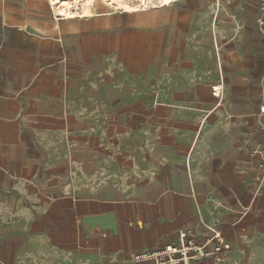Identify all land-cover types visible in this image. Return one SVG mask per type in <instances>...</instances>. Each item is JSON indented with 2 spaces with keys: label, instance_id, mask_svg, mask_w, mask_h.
I'll list each match as a JSON object with an SVG mask.
<instances>
[{
  "label": "crops",
  "instance_id": "0c3cea01",
  "mask_svg": "<svg viewBox=\"0 0 264 264\" xmlns=\"http://www.w3.org/2000/svg\"><path fill=\"white\" fill-rule=\"evenodd\" d=\"M51 2L0 0V264H136L182 229L203 238L207 227L231 245L225 264H264L259 0H175L142 14H105L95 0L102 13L73 20ZM127 120L144 135L159 129L160 164L129 161L134 211H91L97 192L78 199L75 165L83 155L91 188L109 184V168L92 157L108 149L90 125ZM112 211L117 235L80 226V214Z\"/></svg>",
  "mask_w": 264,
  "mask_h": 264
},
{
  "label": "rangeland",
  "instance_id": "374dc122",
  "mask_svg": "<svg viewBox=\"0 0 264 264\" xmlns=\"http://www.w3.org/2000/svg\"><path fill=\"white\" fill-rule=\"evenodd\" d=\"M99 3H103V6L105 8V14L107 13H113L117 12L113 10V7L110 5L108 0H96ZM128 4L130 6H141L142 5V0H127ZM153 6L156 8H151L147 10H152V9H157L161 6H168L171 3H165L163 0H152ZM52 5L53 2H51ZM173 3V2H172ZM102 5V4H101ZM111 7V8H110ZM56 13H58V16H61L59 14V11H57V8L54 7ZM147 10H142V12L139 13H134V14H142L143 12ZM89 13L85 14L84 17L82 18H90L93 17L97 14H100L99 10H95V0H94V7H90L88 9ZM82 12V11H81ZM121 13V12H119ZM215 85H220V90H221V96L224 94L225 90V82H220ZM214 88V87H213ZM212 88V91H214ZM138 89H124L120 91V94H124L127 92H132V91H137ZM139 123H136L135 121H119V122H114V121H106V122H94L93 124L90 125V132H94L96 136L99 134L101 136L104 135V143L103 145L108 149L106 154H93V156H104L107 161V167L109 168L108 170V181L109 184L105 186L101 185H95L94 188L87 187L84 183L85 181V164L83 163L84 158L83 155H80L81 161L78 162L75 166H77L78 169V176H80L76 183H78L77 186V197L78 199L86 200L87 197L91 198L90 195L91 192H97L93 194V200L95 202V206L92 207L91 211H104L107 208H115L116 212L123 213V214H129L130 212L135 210V207H137V203L140 201H136L134 199V189H139L141 186L137 184L136 182H133L132 178V171H131V166H130V160L132 159L133 156H135L136 162L142 166V167H147V165L150 163L154 168L156 164H160L161 160L156 159L155 154H157V151H154L152 148L153 144H156L160 142L162 136L160 135L159 129H153L149 134H142L141 129L139 128ZM136 126V127H135ZM120 127V132H118L117 128ZM121 137V138H120ZM119 145L122 146V149L125 151V166L126 168L123 171V174H121L120 169L119 171L115 167V162H116V157L119 155L118 152H116L115 148H118ZM67 147V144L65 145ZM75 145L70 146V148H74ZM70 158V157H69ZM67 159V158H66ZM89 165V163H88ZM91 168L93 169V164H90ZM130 166V167H129ZM123 177V182L124 184L117 183L116 182V177ZM121 190H125L126 192L122 193ZM89 195V196H88ZM85 214L88 213L89 209L85 210ZM107 211V210H106ZM83 216L82 214L79 215V220H80V226L84 228V223L82 220ZM119 219H121L124 223L131 222L135 223L141 222V218L135 215H130V216H120ZM131 264V263H130Z\"/></svg>",
  "mask_w": 264,
  "mask_h": 264
},
{
  "label": "built area",
  "instance_id": "2783aa9c",
  "mask_svg": "<svg viewBox=\"0 0 264 264\" xmlns=\"http://www.w3.org/2000/svg\"><path fill=\"white\" fill-rule=\"evenodd\" d=\"M262 17L258 19V23L264 26V0H259ZM51 11L58 19H68L63 15L58 16L54 9V5L50 3ZM264 113V107L260 108ZM255 153H258L255 151ZM264 168V164L260 165ZM208 236L203 238L193 229H182L179 231L178 240L165 244L160 249L148 250L136 254L133 261L136 264H195L202 260H212L214 263L225 264L229 260L231 245L227 242L224 234L219 228L207 227Z\"/></svg>",
  "mask_w": 264,
  "mask_h": 264
},
{
  "label": "bare ground",
  "instance_id": "6f19581e",
  "mask_svg": "<svg viewBox=\"0 0 264 264\" xmlns=\"http://www.w3.org/2000/svg\"><path fill=\"white\" fill-rule=\"evenodd\" d=\"M113 10L125 13H139L142 10L156 8L152 0H142L141 6H130L127 0H108ZM165 3H172L175 0H163ZM54 7L57 8L60 15L72 18H82L90 7H94V0H52ZM82 11V12H81ZM220 95V92L218 93Z\"/></svg>",
  "mask_w": 264,
  "mask_h": 264
},
{
  "label": "water",
  "instance_id": "95a60500",
  "mask_svg": "<svg viewBox=\"0 0 264 264\" xmlns=\"http://www.w3.org/2000/svg\"><path fill=\"white\" fill-rule=\"evenodd\" d=\"M82 220L84 228L88 232L99 228L100 230L112 235H117L118 233V219L113 211L106 214H96L95 216H85Z\"/></svg>",
  "mask_w": 264,
  "mask_h": 264
}]
</instances>
